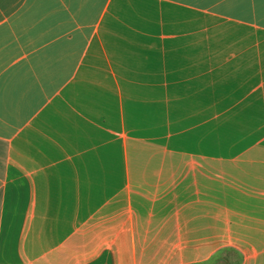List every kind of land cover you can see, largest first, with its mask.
<instances>
[{"label": "crops", "instance_id": "crops-1", "mask_svg": "<svg viewBox=\"0 0 264 264\" xmlns=\"http://www.w3.org/2000/svg\"><path fill=\"white\" fill-rule=\"evenodd\" d=\"M264 264V0H0V264Z\"/></svg>", "mask_w": 264, "mask_h": 264}, {"label": "trees", "instance_id": "trees-1", "mask_svg": "<svg viewBox=\"0 0 264 264\" xmlns=\"http://www.w3.org/2000/svg\"><path fill=\"white\" fill-rule=\"evenodd\" d=\"M229 250L222 249L218 251L210 260L201 264H242L243 256L241 253L234 251L233 258L227 256Z\"/></svg>", "mask_w": 264, "mask_h": 264}]
</instances>
